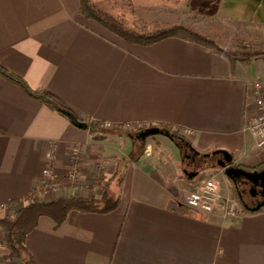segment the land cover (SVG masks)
Segmentation results:
<instances>
[{"label": "crops", "instance_id": "obj_1", "mask_svg": "<svg viewBox=\"0 0 264 264\" xmlns=\"http://www.w3.org/2000/svg\"><path fill=\"white\" fill-rule=\"evenodd\" d=\"M92 1L139 33L183 25L203 35L204 18L227 29L234 18L253 24L264 3ZM220 48L174 36L149 45L129 42L83 17L79 0H0V65L30 88L47 90L108 132L160 124L188 130L178 138L158 128L165 141L148 143L142 154L103 157L101 131L75 127L0 75V217L27 200L99 198L106 184L110 194L120 195L113 211L72 210L58 227L40 217L26 238L35 264H264V208L222 217L185 204L196 184L211 177L223 182V174L235 184L239 174L227 170L264 164V147L244 130L246 118L259 111L252 81L264 78V52L230 55ZM124 141L132 152L135 139ZM48 162L56 178L43 186ZM73 167L76 182L67 176ZM1 241L0 232V264H19L3 259Z\"/></svg>", "mask_w": 264, "mask_h": 264}, {"label": "trees", "instance_id": "obj_2", "mask_svg": "<svg viewBox=\"0 0 264 264\" xmlns=\"http://www.w3.org/2000/svg\"><path fill=\"white\" fill-rule=\"evenodd\" d=\"M79 12L83 17L98 21L110 31L132 43L149 45L159 39L174 36L196 42L215 51L222 49L212 38L183 25H174L153 32L139 33L127 28L119 19L98 7L92 0H79ZM0 75L18 84L29 97L44 103L52 110L62 114L75 127L88 130L90 133L98 131L102 133L108 132V130L103 129L104 125L101 122L91 120L89 117L77 116L71 108L56 101L47 90L43 88H30L20 76L8 71L2 65H0ZM121 127L133 132L134 135H137L139 131L145 128L143 125L136 128L134 125L129 127L122 125ZM157 127L175 137L179 138L182 136L178 131L166 124H160ZM194 163L197 164L196 162ZM263 166L264 164L257 167H249L247 165H243L242 167L247 172H254ZM97 179L100 181L103 177L99 175ZM59 180L61 179L58 177L56 181ZM231 187L232 191L230 195L241 204L242 212H256L264 208V205L258 210L246 207L233 183H231ZM102 191V195L99 198L69 195L48 202L27 200L25 205L17 212L0 217L1 244L6 249L3 259L13 260L19 264H35L34 257L26 245V238L36 227L39 218L42 216L49 217L53 221L54 227H58L65 221L68 213L72 210L82 213H108L116 209L120 204V195L110 194L107 184L102 186ZM255 198L256 202L261 199L260 196H255Z\"/></svg>", "mask_w": 264, "mask_h": 264}, {"label": "rangeland", "instance_id": "obj_3", "mask_svg": "<svg viewBox=\"0 0 264 264\" xmlns=\"http://www.w3.org/2000/svg\"><path fill=\"white\" fill-rule=\"evenodd\" d=\"M258 9L259 11L257 16H254L253 18V24L244 25L240 23L239 18H234V22L231 24L232 26L227 29L228 27H224L219 23L208 21L207 19L205 20L204 18V21L200 24L199 29L205 34V36L216 40V44L219 42V45L222 46L224 50L230 55L235 53L246 55L256 53L258 51L264 52V3ZM214 36H218V38ZM158 130L159 129L156 127L146 126L139 132L138 135H134L133 132H130L127 129L107 132V135L101 132V139H99L98 142L100 141L99 143L102 144L101 153L104 150L106 152L105 154L103 152L102 154L104 155L102 156L107 157V155L111 152H114L118 156L124 158H127L128 156L133 157L136 152H141L142 154L148 143H158L165 141L163 135L160 134ZM129 136H132L133 139H135L134 149L130 153L129 149L122 146L123 141L125 140L124 142H126V139L129 138ZM110 137H113V140H110ZM103 144L105 145L103 146ZM128 145H130V142H128ZM223 177V182H219L220 188L226 190L230 195L232 191L231 183L228 181L225 174H223ZM215 178H217V180H221L220 177ZM77 180L79 179L74 181L76 182ZM117 180L115 179L114 182H112L110 188H114L116 186ZM234 183L235 184L233 185L235 186V189L240 195L241 199L245 201V203L253 205L256 202V198L252 195L251 182H249V180L244 176H237V178L234 180Z\"/></svg>", "mask_w": 264, "mask_h": 264}, {"label": "built area", "instance_id": "obj_4", "mask_svg": "<svg viewBox=\"0 0 264 264\" xmlns=\"http://www.w3.org/2000/svg\"><path fill=\"white\" fill-rule=\"evenodd\" d=\"M255 94V104L259 111L255 115L246 118L244 130L248 131L255 140V144L259 148L264 147V78L255 79L252 81ZM107 125V124H105ZM129 127V126H126ZM182 136L188 133L186 128L175 127ZM80 153V148L75 145L71 149L72 160L77 164V156ZM48 157L51 154L48 153ZM71 180H76L79 177L77 167H73L67 174ZM56 175L53 172L51 162L45 164L42 171L41 185L46 186L49 181H53ZM185 204L188 208L195 211L205 213L218 212L222 217H235L241 214L242 206L229 193L222 192L220 185L213 177L196 184L187 193Z\"/></svg>", "mask_w": 264, "mask_h": 264}, {"label": "water", "instance_id": "obj_5", "mask_svg": "<svg viewBox=\"0 0 264 264\" xmlns=\"http://www.w3.org/2000/svg\"><path fill=\"white\" fill-rule=\"evenodd\" d=\"M231 170H233V169L231 168V169L226 171V173L229 176H233V175L236 176L239 174V176H244L251 182V184H252V186H251L252 195L256 196V194L258 193V195L261 197V199L258 200L256 202V204L251 209L258 210L261 206L264 205V166L261 167L259 170H256L254 172L237 171L236 173H234V172H231ZM256 186H259L258 192L255 188Z\"/></svg>", "mask_w": 264, "mask_h": 264}, {"label": "flooded vegetation", "instance_id": "obj_6", "mask_svg": "<svg viewBox=\"0 0 264 264\" xmlns=\"http://www.w3.org/2000/svg\"><path fill=\"white\" fill-rule=\"evenodd\" d=\"M250 182V181H249ZM256 188V190H257V192L259 191V186H256L255 187ZM259 195H258V193L256 194V197H258Z\"/></svg>", "mask_w": 264, "mask_h": 264}]
</instances>
